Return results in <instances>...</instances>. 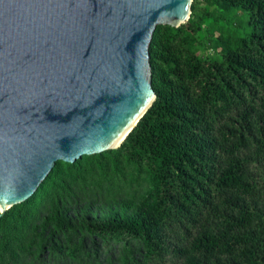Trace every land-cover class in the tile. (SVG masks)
I'll return each mask as SVG.
<instances>
[{"label": "trees", "instance_id": "16d2710c", "mask_svg": "<svg viewBox=\"0 0 264 264\" xmlns=\"http://www.w3.org/2000/svg\"><path fill=\"white\" fill-rule=\"evenodd\" d=\"M149 52L155 100L0 216V264H264V0H193Z\"/></svg>", "mask_w": 264, "mask_h": 264}, {"label": "water", "instance_id": "95a60500", "mask_svg": "<svg viewBox=\"0 0 264 264\" xmlns=\"http://www.w3.org/2000/svg\"><path fill=\"white\" fill-rule=\"evenodd\" d=\"M193 0H0V216L56 161L117 148L156 98L149 45Z\"/></svg>", "mask_w": 264, "mask_h": 264}, {"label": "rangeland", "instance_id": "374dc122", "mask_svg": "<svg viewBox=\"0 0 264 264\" xmlns=\"http://www.w3.org/2000/svg\"><path fill=\"white\" fill-rule=\"evenodd\" d=\"M237 21H238V23H240L242 26H245L246 25V22L241 18V19H237ZM240 25V26H241ZM239 29H243V27L242 28H239Z\"/></svg>", "mask_w": 264, "mask_h": 264}]
</instances>
